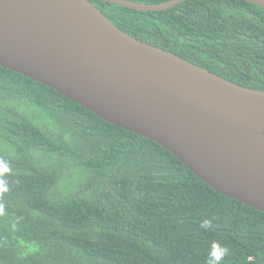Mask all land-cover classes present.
I'll use <instances>...</instances> for the list:
<instances>
[{
  "label": "trees",
  "instance_id": "16d2710c",
  "mask_svg": "<svg viewBox=\"0 0 264 264\" xmlns=\"http://www.w3.org/2000/svg\"><path fill=\"white\" fill-rule=\"evenodd\" d=\"M89 1L129 36L264 92V9ZM0 264H264V213L154 141L0 66Z\"/></svg>",
  "mask_w": 264,
  "mask_h": 264
},
{
  "label": "water",
  "instance_id": "95a60500",
  "mask_svg": "<svg viewBox=\"0 0 264 264\" xmlns=\"http://www.w3.org/2000/svg\"><path fill=\"white\" fill-rule=\"evenodd\" d=\"M101 1L160 12L186 0ZM0 66L154 141L215 191L264 213L263 91L129 36L89 0H0Z\"/></svg>",
  "mask_w": 264,
  "mask_h": 264
}]
</instances>
